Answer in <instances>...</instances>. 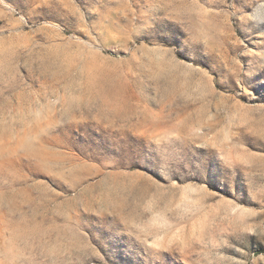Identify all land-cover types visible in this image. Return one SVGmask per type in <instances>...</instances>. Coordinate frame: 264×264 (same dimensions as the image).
I'll list each match as a JSON object with an SVG mask.
<instances>
[{
    "label": "rangeland",
    "instance_id": "obj_1",
    "mask_svg": "<svg viewBox=\"0 0 264 264\" xmlns=\"http://www.w3.org/2000/svg\"><path fill=\"white\" fill-rule=\"evenodd\" d=\"M49 2L0 0V264H264V0ZM62 124L94 127L46 143ZM111 140L133 168L87 158Z\"/></svg>",
    "mask_w": 264,
    "mask_h": 264
},
{
    "label": "snow or ice",
    "instance_id": "obj_2",
    "mask_svg": "<svg viewBox=\"0 0 264 264\" xmlns=\"http://www.w3.org/2000/svg\"><path fill=\"white\" fill-rule=\"evenodd\" d=\"M77 5L80 6V10L83 12L87 6L88 0H76ZM41 5L46 7H59L55 0H51L49 3H41ZM60 8V7H59ZM85 20L88 21L90 19L89 15L85 13L84 15ZM71 20L68 23L62 24L60 22H56L54 24L58 25L64 32L71 33L72 35L76 36L79 39H86V34H84L81 30L78 29L75 17L71 16ZM2 23V22H0ZM91 28V24H89ZM91 36L94 37L96 41L95 46H99L102 51H108L112 56H122L124 53L120 51H109V48L105 46V37L104 35L98 34L95 30L91 32ZM37 39H42L41 37H37ZM185 51L179 53L177 55L175 52L174 54L178 59L184 60L188 63L197 64V57L200 56H207L206 53L202 50V48L198 45L192 43H183ZM172 50V47H169V51ZM185 57V58H181ZM211 58V57H210ZM213 59V58H212ZM200 66V65H199ZM201 67V66H200ZM202 69H205L201 67ZM78 70V69H77ZM206 70V69H205ZM207 71V70H206ZM207 73L211 75L208 71ZM252 79L249 81V86L252 88L253 91H256L259 88H264V80H260L254 73L249 74ZM241 79H238V83H241ZM3 92L10 93L9 85L5 84L3 87ZM87 127H94L93 125H84L83 127L77 125L75 127L62 124L60 127L56 128L55 130L51 131L44 137L45 142H50L51 137H56L60 140H67L70 136L74 133L82 132L84 128ZM132 148L129 147V151L131 152ZM124 155V148L121 144L116 143L114 140L108 144L107 148L98 152L97 155H89L87 158L93 160L97 163L101 168L105 167H119V168H133L130 162H124L123 160ZM209 157L205 156V159L200 162V167L202 168L203 174L208 173L210 171L209 168ZM16 168L28 174V176L32 177L33 179H38L43 183L47 184L52 189H57L60 192L64 193H71L72 189L68 186V181L70 178L63 175H58L55 170L47 171L43 168L37 159L34 156H22L19 153L15 154V159L5 158V168ZM204 183V182H203ZM207 184V183H205ZM0 186H3L0 184ZM78 186V185H77ZM82 221L85 219H89L88 217H84L81 215L79 217ZM94 223L100 225L103 228L111 230L110 222L104 219V217L97 218ZM92 264H97L96 261H93ZM109 264V262H107Z\"/></svg>",
    "mask_w": 264,
    "mask_h": 264
}]
</instances>
